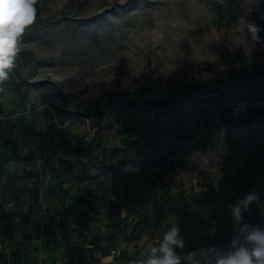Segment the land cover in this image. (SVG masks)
<instances>
[{"label": "rangeland", "instance_id": "obj_1", "mask_svg": "<svg viewBox=\"0 0 264 264\" xmlns=\"http://www.w3.org/2000/svg\"><path fill=\"white\" fill-rule=\"evenodd\" d=\"M33 7L0 82V264H89L142 233L147 252L174 223L213 244L249 193L244 223L264 224V103L229 112L264 102V0ZM98 107L95 131L81 114Z\"/></svg>", "mask_w": 264, "mask_h": 264}, {"label": "clouds", "instance_id": "obj_2", "mask_svg": "<svg viewBox=\"0 0 264 264\" xmlns=\"http://www.w3.org/2000/svg\"><path fill=\"white\" fill-rule=\"evenodd\" d=\"M35 3L36 0H0V82L15 67L20 39L34 21ZM247 30L257 39V26L247 22ZM258 199L257 193H249L230 206L237 227L229 251L213 247L179 254L176 250H182L185 243L174 223L156 246L141 254L144 258L137 264H264V227L251 226L243 220V213Z\"/></svg>", "mask_w": 264, "mask_h": 264}, {"label": "crops", "instance_id": "obj_3", "mask_svg": "<svg viewBox=\"0 0 264 264\" xmlns=\"http://www.w3.org/2000/svg\"><path fill=\"white\" fill-rule=\"evenodd\" d=\"M251 226H255V222H251L250 224ZM258 227H262V224H260ZM233 232H235V229L233 230ZM236 235V233H233V235L230 238H226L224 237L221 241H219L218 239L213 243V244H207L202 243V241L200 243H198L199 246H191V244L185 243V246L187 247H192L194 249V251L196 250H200V249H209V248H216L220 251L223 252H227L230 250L229 248V242L232 239V237ZM110 241H108V243H106L107 245H110L108 247V250L110 249H115L117 251L116 256H111L109 255L108 252H100V249L98 251V253L95 252L94 254V258L92 259V262H90L89 264H115L116 262H121V264H125L128 262V264H137V262L141 259H143L144 257L140 255V253H145V250H141L139 251V249H141V245L142 243H145L147 241H149V236L145 235V233L140 234V236H138V238L136 237V239L134 238V241L131 242H124L121 245H125L126 250L128 252L129 255H120L119 249L117 248V243L116 240L117 239H113L110 238ZM115 242V243H114ZM153 242L154 244L152 246H156L159 242V239L155 238L152 241H150V243ZM105 243H103L102 246H106ZM207 245V246H206ZM202 246V247H201ZM107 250V249H106ZM134 251H137V256L133 257L132 254H134ZM131 254V255H130ZM181 255H184V253H182ZM119 257H121L119 259ZM119 260V261H118Z\"/></svg>", "mask_w": 264, "mask_h": 264}, {"label": "built area", "instance_id": "obj_4", "mask_svg": "<svg viewBox=\"0 0 264 264\" xmlns=\"http://www.w3.org/2000/svg\"><path fill=\"white\" fill-rule=\"evenodd\" d=\"M262 100H241L231 103L229 107V112L233 117H241L248 113L253 108H261L263 105ZM259 220H262L264 222V216L260 215L258 217ZM237 227V226H236ZM236 227H235V233H236ZM264 227V224L262 225ZM117 251L115 249L109 250V255L116 256Z\"/></svg>", "mask_w": 264, "mask_h": 264}, {"label": "trees", "instance_id": "obj_5", "mask_svg": "<svg viewBox=\"0 0 264 264\" xmlns=\"http://www.w3.org/2000/svg\"><path fill=\"white\" fill-rule=\"evenodd\" d=\"M102 108L103 107H98L96 109H89L86 112L81 114V116L91 117V121H92V124L94 125L95 131L98 129V119H99ZM78 173H79L78 180H80L81 182H84L88 179L89 175H88L87 168L83 166L78 167Z\"/></svg>", "mask_w": 264, "mask_h": 264}]
</instances>
